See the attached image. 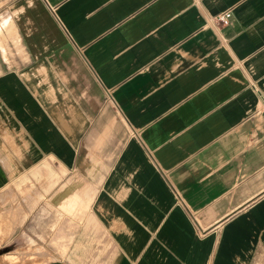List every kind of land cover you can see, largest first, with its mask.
I'll return each instance as SVG.
<instances>
[{"label":"crops","instance_id":"obj_1","mask_svg":"<svg viewBox=\"0 0 264 264\" xmlns=\"http://www.w3.org/2000/svg\"><path fill=\"white\" fill-rule=\"evenodd\" d=\"M8 183L59 219L43 264H257L264 0H0Z\"/></svg>","mask_w":264,"mask_h":264},{"label":"rangeland","instance_id":"obj_2","mask_svg":"<svg viewBox=\"0 0 264 264\" xmlns=\"http://www.w3.org/2000/svg\"><path fill=\"white\" fill-rule=\"evenodd\" d=\"M27 188L26 183L14 185L12 194L10 183L0 187V264H43L66 253L57 247L43 248L50 246L59 219L53 209L43 210L41 200L30 201ZM257 264H264V257Z\"/></svg>","mask_w":264,"mask_h":264},{"label":"built area","instance_id":"obj_3","mask_svg":"<svg viewBox=\"0 0 264 264\" xmlns=\"http://www.w3.org/2000/svg\"><path fill=\"white\" fill-rule=\"evenodd\" d=\"M232 17V13L230 10H226L223 12H219L214 16V20L217 24L220 25H226L230 22V19Z\"/></svg>","mask_w":264,"mask_h":264}]
</instances>
